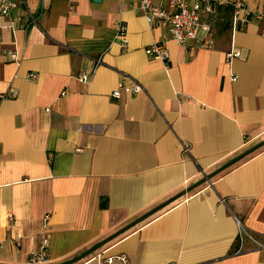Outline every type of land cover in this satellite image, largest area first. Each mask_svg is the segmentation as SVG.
Masks as SVG:
<instances>
[{
	"label": "crops",
	"instance_id": "crops-1",
	"mask_svg": "<svg viewBox=\"0 0 264 264\" xmlns=\"http://www.w3.org/2000/svg\"><path fill=\"white\" fill-rule=\"evenodd\" d=\"M13 1L21 23L0 14V264H32L42 240L39 264H264V19L233 29L229 7L200 11L205 48L147 23L139 0ZM152 42L166 60L145 54Z\"/></svg>",
	"mask_w": 264,
	"mask_h": 264
},
{
	"label": "built area",
	"instance_id": "built-area-1",
	"mask_svg": "<svg viewBox=\"0 0 264 264\" xmlns=\"http://www.w3.org/2000/svg\"><path fill=\"white\" fill-rule=\"evenodd\" d=\"M19 3L23 5V1L19 0ZM217 6H226L231 9V27L236 29L245 24L249 19L261 20L264 19V7L256 11H249L243 0H139V10L149 24L155 22H163L168 30L169 37L178 45H184L188 41H195L197 45L205 48H211L213 46V38L210 32V27L202 22L199 18V12H212ZM17 7V3L13 0H0V14L6 16L8 20L13 23H21L19 15L11 14ZM28 23L34 24L35 18L27 13ZM22 28H26V25L21 24ZM123 33L122 24H117V36L121 38ZM121 47H125L124 41H120ZM146 55L158 59L161 61L166 60L168 53L163 44L159 42H152L146 48H144ZM239 52L229 49L225 53L227 60L238 57ZM10 58L14 55L9 54ZM29 78H33V74L28 75ZM84 76L78 77L80 80H84ZM142 91L139 84L134 83L130 87L118 86L111 93V97L118 98L120 93L136 94ZM14 94H12L13 96ZM6 95L0 94V100L5 98ZM188 146H182V152H186ZM241 228L239 232L241 233ZM241 244V239L239 238ZM47 242L42 240L37 249L32 250L28 254V261L32 264L44 263L47 261L46 254ZM111 259L108 258L107 261Z\"/></svg>",
	"mask_w": 264,
	"mask_h": 264
},
{
	"label": "water",
	"instance_id": "water-1",
	"mask_svg": "<svg viewBox=\"0 0 264 264\" xmlns=\"http://www.w3.org/2000/svg\"><path fill=\"white\" fill-rule=\"evenodd\" d=\"M94 2H99L100 0H93Z\"/></svg>",
	"mask_w": 264,
	"mask_h": 264
}]
</instances>
